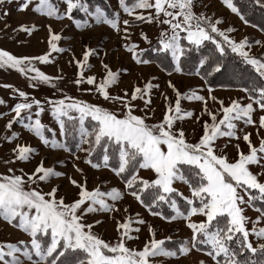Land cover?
<instances>
[{
  "label": "snow or ice",
  "instance_id": "snow-or-ice-1",
  "mask_svg": "<svg viewBox=\"0 0 264 264\" xmlns=\"http://www.w3.org/2000/svg\"><path fill=\"white\" fill-rule=\"evenodd\" d=\"M221 3L264 34V0ZM105 4L108 8L90 0H0V33L13 43L31 42L14 34L31 38L47 32L38 41L46 45L40 54L0 47V70H13L29 88L52 93L37 98L2 85L17 102L9 107L0 98L7 108L0 118L11 116L0 135V148L11 146L0 156L5 169L0 172V223L26 238L0 241V264H181L193 252L204 257L197 264H264V39H235L230 34L236 29L222 27L225 19L210 14L205 0H117L115 9L110 0ZM10 6L33 18L13 28L7 22ZM256 12L260 23L250 19ZM65 20L64 28L74 26L80 34L79 57L71 43L76 37L53 27V21ZM142 24L157 26L155 42ZM100 26L119 37V48L137 67L155 65L169 77L195 76L202 84L181 90L169 79L170 97L155 83L159 77L145 80L139 73L131 88L122 87L132 70H114L105 62L117 50L105 49L103 36L83 35ZM136 29L146 47L133 40ZM254 46L261 51L253 52ZM54 53L71 54L67 63L77 69L72 78ZM93 57L99 60V75L86 74ZM38 65H54L57 73ZM62 84L92 95L95 102L66 94ZM217 87L243 96L226 103L215 95ZM184 102L201 107L186 108ZM45 113L56 128L42 122ZM189 123L191 130L185 126ZM23 131L38 144L22 143ZM133 204L162 223H151L133 211ZM248 209L257 213L255 218ZM109 223L115 235L106 238ZM173 223L190 234L179 237L177 227L176 238L161 235ZM142 232L147 234L143 240Z\"/></svg>",
  "mask_w": 264,
  "mask_h": 264
},
{
  "label": "rangeland",
  "instance_id": "rangeland-1",
  "mask_svg": "<svg viewBox=\"0 0 264 264\" xmlns=\"http://www.w3.org/2000/svg\"><path fill=\"white\" fill-rule=\"evenodd\" d=\"M90 2L93 5H100L105 8H108V5L105 4V0H90ZM206 3H210V7L208 8V12L211 14L212 12L216 13L217 17H223L226 21L225 25H222V27H227L228 25H231L236 29V32L230 35H233L235 39L239 40L243 38L245 35L249 36L251 39H264V34L260 33L257 29H253L250 26L245 25L238 17H236L234 14L230 13V11L221 3V0H205ZM110 4L112 9H115L117 6V0H110ZM13 8V11L11 15L7 18V22L12 25L13 28H15L19 23L24 22L26 20H31L33 17L19 14L15 12L14 6H10ZM123 16V14H122ZM77 17L79 18V14H77ZM250 17H253L261 22V14L259 12L253 13ZM127 18V17H124ZM53 27L57 32H61L62 29H64L63 34L66 36H75L76 41H73L71 43L75 44L74 52L77 57L81 55V48L79 44V37L80 34L76 32L74 29V26H70V28H64V25H68L69 22L67 20L63 21V23L60 22H52ZM4 21H0V29L3 28ZM141 27L143 28V31L148 34V36L153 39V42H155V38L158 35V28L154 24H142ZM11 32V29L8 30ZM136 34L133 36V40H136L140 43L141 47H146L147 45L144 44L142 41L139 40V29L135 30ZM17 36V38H23V39H30V45H25L23 47L13 43L11 40L6 38L3 33H0V47H3L5 49L11 50L14 53H28V54H40L45 50L46 45L44 43H39L38 41L41 38H46L47 32L46 30H41L37 32L33 37L28 38L26 36H23L22 34H14ZM85 39L89 35H94L96 38H100L103 36L105 38L102 46L105 49H116L117 51L113 53L105 62H110L112 68L115 70L116 68L123 66L126 68H130L132 70V75L128 76L125 75L123 77L122 87H129L131 88L132 82L134 81L135 77L139 73H143L144 79L147 80L150 75H154L159 77L158 81H155V83H158L160 85V91L167 90L168 95L171 97L172 92L171 90H168L166 87V81L171 79L181 90H187L189 88H198L202 82L199 80V78L195 76H186V75H179L174 74L172 77H169L166 75V73L162 72L159 68H157L155 65L149 66V67H137L129 58V55L123 51V49L119 48V37L113 33V31L106 26H100L95 29L93 33H87L84 34ZM67 42H61V46H63ZM93 45L96 44V39L92 41ZM253 52L261 51L258 46H254L252 49ZM56 56L57 62L61 68H63L64 73L67 75L68 78H72L74 73L77 71V69L74 66H70L67 61L70 59L71 54L70 53H64V54H53ZM117 56L119 58H117ZM89 63L92 65V68L90 70L86 69V74H100L101 73V67L99 60L97 58H90ZM38 67L41 68L42 71L48 73V74H56L57 68L54 65H38ZM3 84H11L15 85L16 87L27 91L31 95H35L37 98H44L46 96H51L52 93L48 88H41L38 91H35L28 87L26 78L22 76L21 74L13 71V70H0V98H3L7 101L8 106L14 105L17 101L10 98L11 90L2 87ZM62 87L66 88V94L71 96L80 97L84 100L93 101L94 97L89 94H82L79 91H77L74 87H72L70 84H62ZM87 87V85H85ZM205 94L206 93H202ZM215 95L218 97H221L225 99V102H228V98H237L243 96V93L235 92V91H224L220 90L217 87V91L215 92ZM154 104L157 107L156 115L157 117L160 116V108L162 107L160 102V97L158 93L156 94V97L154 99ZM210 106L216 107L215 105H212L211 101H209ZM184 106L186 108H194L199 109L201 105L198 102H184ZM0 111H7V108L4 106H0ZM11 116H6L4 118H0V135L4 134V125L6 124L7 119H10ZM42 122L45 124H49L53 128H56L57 126L52 121L49 114L45 113L42 114ZM204 119H207V117H204ZM189 130H191L194 125L191 123L185 125ZM14 129L17 131H21V126L19 124L14 125ZM248 131H253L252 128H248ZM200 132H197V135H199ZM261 135H264V131L261 132ZM23 142H30L33 146L38 144V140L32 137L31 134L27 133L26 131L22 132ZM252 139L255 141L256 137L255 134H253ZM10 145L5 144L2 148H0V156L6 155L8 148H10ZM230 155H234L233 150H229ZM44 154V149L41 148V155ZM35 161H33V164ZM49 164L52 163L51 160L48 161ZM33 165H27L26 169H30ZM81 167H84L83 164H81ZM68 168L71 169V164H68ZM5 169L3 165H0V172H4ZM113 184H117L118 181L113 180ZM185 194H187L185 190ZM133 211H139L142 216H144L147 220H149L153 224H161L162 222L158 219H153L148 215V213L143 209L140 208L138 205L133 204ZM247 215L249 217L255 218L257 213L251 209L247 210ZM114 225L109 223L106 225L107 231L105 232L106 238H111L115 235L113 232ZM180 227L179 231V237H185L189 235V231L186 228H183L182 224L177 225L176 223H173L171 225H166L164 230L162 231L161 235L166 236L170 233L173 234L174 238H176V233L174 230ZM103 229H97V231H102ZM146 232H142L140 234L141 240H143L146 237ZM26 237L20 233L17 230H13L10 227H5L3 223H0V241H12L16 242L19 239H25ZM204 258L202 254L193 252L191 257L188 260H182L181 264H197L198 260Z\"/></svg>",
  "mask_w": 264,
  "mask_h": 264
},
{
  "label": "trees",
  "instance_id": "trees-1",
  "mask_svg": "<svg viewBox=\"0 0 264 264\" xmlns=\"http://www.w3.org/2000/svg\"><path fill=\"white\" fill-rule=\"evenodd\" d=\"M250 19L253 21V22H256V23H260V21H258L257 19L253 18V17H250ZM227 79V77H218L217 80L220 81V80H225Z\"/></svg>",
  "mask_w": 264,
  "mask_h": 264
}]
</instances>
